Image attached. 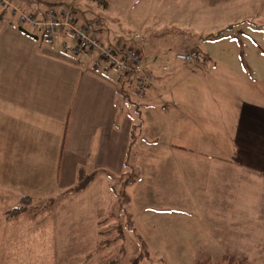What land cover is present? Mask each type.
Masks as SVG:
<instances>
[{"label":"crops","instance_id":"1","mask_svg":"<svg viewBox=\"0 0 264 264\" xmlns=\"http://www.w3.org/2000/svg\"><path fill=\"white\" fill-rule=\"evenodd\" d=\"M11 2L36 16L55 4ZM197 3L247 6L225 18L245 23L243 40L206 51L202 61L152 68L135 120L120 98L133 96L131 80L94 68L90 54L64 51L69 35L59 32L48 44L0 10L1 209L26 195L59 194L79 168L97 171L85 191L98 179L109 182L127 171L136 128L140 172L126 188V208L150 254L264 262V27L255 25L264 20V0Z\"/></svg>","mask_w":264,"mask_h":264},{"label":"rangeland","instance_id":"2","mask_svg":"<svg viewBox=\"0 0 264 264\" xmlns=\"http://www.w3.org/2000/svg\"><path fill=\"white\" fill-rule=\"evenodd\" d=\"M43 1L55 3L53 6L59 9L70 7L77 20L81 24L88 22L107 44H124L140 50L151 81V69L180 62L177 54H199L198 61L205 60L206 51L231 45L232 40L241 43L242 31L246 28L243 22L236 25L238 22L225 18L238 16L247 6L197 3L204 0L194 3H191L193 0H167L179 1V4L150 3L164 0H104L105 5L91 0ZM255 25L264 27V20L256 21ZM226 37L229 38L224 40ZM120 98L127 115L135 120L138 107L144 101L134 96ZM132 156L135 159V151ZM137 170L139 173L138 167ZM120 175L109 182L98 179L85 192L69 193L65 191L67 188L53 196L32 194L35 197H30L29 213L18 218H6L5 211L1 210H9L19 203L7 202L2 209L0 206V264H130V259L139 252V243L127 225L126 212L115 209L117 198L111 187L119 189L117 177ZM135 200L141 201V197ZM197 261L202 260L164 261L149 252L140 264H195ZM207 261V264H227L221 260Z\"/></svg>","mask_w":264,"mask_h":264},{"label":"built area","instance_id":"3","mask_svg":"<svg viewBox=\"0 0 264 264\" xmlns=\"http://www.w3.org/2000/svg\"><path fill=\"white\" fill-rule=\"evenodd\" d=\"M7 9L17 21L33 31L39 32L43 40L54 43L59 32L69 35L72 45L62 43V49L72 54L86 53L93 57L94 68L115 70L119 81L131 80L132 95L142 100L151 85L150 75L145 71L143 56L140 50L126 45H109L101 40L93 27L81 24L75 12L67 6L57 8L50 6L43 14L36 16L30 11L21 9L11 0H0V10ZM183 62L198 61L199 54L180 53L176 56Z\"/></svg>","mask_w":264,"mask_h":264},{"label":"trees","instance_id":"4","mask_svg":"<svg viewBox=\"0 0 264 264\" xmlns=\"http://www.w3.org/2000/svg\"><path fill=\"white\" fill-rule=\"evenodd\" d=\"M94 2H97L98 4L105 5L104 0H91ZM56 5V4H53ZM50 5V6H53ZM209 37V36H208ZM137 115L139 117V112L137 111ZM137 141L136 136V128H133L131 130L130 134V142L127 147V153H126V160H125V166L127 167V172L117 177L118 181L120 182L119 189H115L114 185H112L111 189L116 196V204L115 209L116 211H122L126 212L127 216V225L130 229V231L134 234L137 242L139 243V252L138 254L130 259V264H140V261L148 256L149 248L142 236L137 232L136 228L133 225L131 214L127 211H125L124 207H126L130 202V196L126 191V188L132 184H134L138 180V170L135 165V159L134 156H132V152L135 151V144ZM97 175V171L87 173L85 170L79 168L77 180L73 186L65 190L66 192H72V193H79L83 191L89 183L93 180V178ZM111 178L115 179L116 176L110 175ZM31 198L30 196L26 195L23 196L19 202L18 206H15L5 212L6 218H18L22 214H28L29 213V204H30ZM222 262H226L227 264H242L241 262L234 261L230 258L223 257ZM207 260L197 261L195 264H207ZM217 264V263H216Z\"/></svg>","mask_w":264,"mask_h":264}]
</instances>
